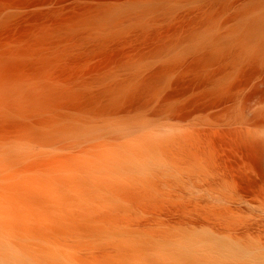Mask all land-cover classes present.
Instances as JSON below:
<instances>
[{"label": "rangeland", "instance_id": "374dc122", "mask_svg": "<svg viewBox=\"0 0 264 264\" xmlns=\"http://www.w3.org/2000/svg\"><path fill=\"white\" fill-rule=\"evenodd\" d=\"M7 1L25 0L0 4ZM30 1L0 13V41L75 26L102 0ZM228 2L180 9L155 26L178 29L215 14L219 34L231 38L249 0ZM248 16L263 19L264 8ZM148 47L111 46L91 58L81 51L53 67L48 81L81 84L105 60L107 67ZM256 55L250 46L238 67L226 56L199 72L191 65L201 52L151 60L142 78L172 58L185 66L151 96L128 86L140 100H120L115 116L107 101L106 116L70 107L0 113V257L30 238L34 264H264V55ZM168 109L187 117L172 119Z\"/></svg>", "mask_w": 264, "mask_h": 264}, {"label": "bare ground", "instance_id": "6f19581e", "mask_svg": "<svg viewBox=\"0 0 264 264\" xmlns=\"http://www.w3.org/2000/svg\"><path fill=\"white\" fill-rule=\"evenodd\" d=\"M33 3L7 1L0 4V13L6 9L24 10ZM228 3V0H102L92 8V17L75 26L30 39L0 41V113L43 116L70 107L75 113L106 116L107 101L111 109L109 116H115L118 113L113 109L120 100H140L141 95L127 92L128 86L151 96L156 87L167 82L169 74L185 66L180 58H172L157 73L142 78L140 71L158 57L174 52L183 56L201 52L202 57L191 65L197 72L204 66L223 62L226 56H230L228 65L236 68L250 46L256 49L259 59L264 55V36H261L264 18H249L248 11L264 8V0H249L247 8L237 13L238 26L231 31V38L219 34L221 27L215 14L178 29L167 25L160 32L155 26L159 20L172 19L180 9L190 12L195 6L200 11L204 5L226 7ZM129 43L148 45L147 53L129 55L107 67L105 60L102 70L78 85L58 77L48 81L53 67L75 58L81 51L88 58L104 56L111 46ZM116 74H124L125 78L114 81ZM209 81L206 80L208 85ZM92 86L103 88L92 94L89 93ZM212 91L216 92V88L212 87ZM167 111L172 119L187 117L185 111ZM35 246L30 238L23 239L9 255L0 257V264H34Z\"/></svg>", "mask_w": 264, "mask_h": 264}]
</instances>
